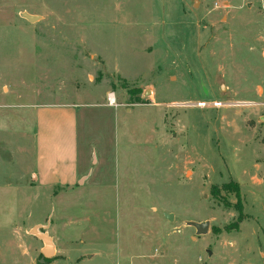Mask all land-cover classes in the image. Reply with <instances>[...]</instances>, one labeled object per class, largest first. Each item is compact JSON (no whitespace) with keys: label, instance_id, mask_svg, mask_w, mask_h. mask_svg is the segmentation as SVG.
Segmentation results:
<instances>
[{"label":"rangeland","instance_id":"1","mask_svg":"<svg viewBox=\"0 0 264 264\" xmlns=\"http://www.w3.org/2000/svg\"><path fill=\"white\" fill-rule=\"evenodd\" d=\"M57 102L85 178L0 194V264H41L37 226L42 264H264V0H0V141Z\"/></svg>","mask_w":264,"mask_h":264},{"label":"crops","instance_id":"2","mask_svg":"<svg viewBox=\"0 0 264 264\" xmlns=\"http://www.w3.org/2000/svg\"><path fill=\"white\" fill-rule=\"evenodd\" d=\"M79 107L57 102L26 105L15 111L34 129L31 135L22 133L27 141H19L18 137L15 141H0V156L7 157L10 170V180L0 182V194L29 196L37 188L50 191L53 187H73L84 180L91 142H85L83 148L79 141V122L84 115ZM4 163L2 158L1 164ZM27 205L19 202L22 211Z\"/></svg>","mask_w":264,"mask_h":264},{"label":"water","instance_id":"3","mask_svg":"<svg viewBox=\"0 0 264 264\" xmlns=\"http://www.w3.org/2000/svg\"><path fill=\"white\" fill-rule=\"evenodd\" d=\"M21 17H23L24 19H26L29 23H35L37 21H39L40 17L36 16V15H30L28 13H22ZM149 91L145 92V95H148ZM262 121H264V117L262 118ZM165 218L168 221L172 220V215L164 213ZM188 226L193 227L196 230V234L199 235H206L209 231L210 228V224L209 222H204V223H197V222H187ZM39 229H46L45 226H37L34 227L30 233H32L33 235H35L37 238H39L43 243H44V247L42 249V259L39 261L41 264L45 263V259L50 258L53 254V245H52V240L49 237V235L47 233H39L36 230ZM209 255L211 254L210 251H208Z\"/></svg>","mask_w":264,"mask_h":264},{"label":"built area","instance_id":"4","mask_svg":"<svg viewBox=\"0 0 264 264\" xmlns=\"http://www.w3.org/2000/svg\"><path fill=\"white\" fill-rule=\"evenodd\" d=\"M108 100H109V103L115 104V98H114L113 95L109 96ZM209 106L214 107V108H220V107L223 106V104L220 103V102H212V103L203 102V103H198L197 104V107H199V108H206V107H209Z\"/></svg>","mask_w":264,"mask_h":264},{"label":"trees","instance_id":"5","mask_svg":"<svg viewBox=\"0 0 264 264\" xmlns=\"http://www.w3.org/2000/svg\"><path fill=\"white\" fill-rule=\"evenodd\" d=\"M225 187H226V186H225ZM235 193H236V197H237L238 201H240V200H239V197H240L239 194H240V192H239V188H238L237 186L235 187ZM238 204H239V205H238V206H239V209L242 210L241 202H238ZM240 210H239V211H240ZM240 221H241V220H238V223H240ZM238 223H237L236 228H238Z\"/></svg>","mask_w":264,"mask_h":264}]
</instances>
